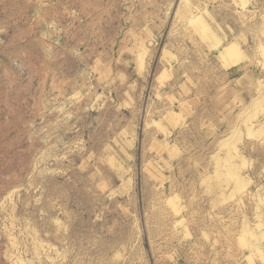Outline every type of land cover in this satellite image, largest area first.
Wrapping results in <instances>:
<instances>
[{
	"label": "rangeland",
	"instance_id": "obj_1",
	"mask_svg": "<svg viewBox=\"0 0 264 264\" xmlns=\"http://www.w3.org/2000/svg\"><path fill=\"white\" fill-rule=\"evenodd\" d=\"M0 264H264V0H0Z\"/></svg>",
	"mask_w": 264,
	"mask_h": 264
},
{
	"label": "bare ground",
	"instance_id": "obj_2",
	"mask_svg": "<svg viewBox=\"0 0 264 264\" xmlns=\"http://www.w3.org/2000/svg\"><path fill=\"white\" fill-rule=\"evenodd\" d=\"M225 61V60H224ZM225 63H227V62H225Z\"/></svg>",
	"mask_w": 264,
	"mask_h": 264
}]
</instances>
